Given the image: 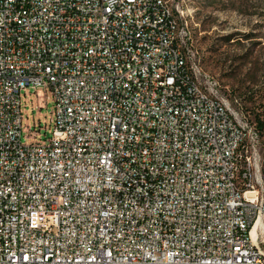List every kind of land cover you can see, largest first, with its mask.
Returning <instances> with one entry per match:
<instances>
[{"label":"built area","instance_id":"built-area-1","mask_svg":"<svg viewBox=\"0 0 264 264\" xmlns=\"http://www.w3.org/2000/svg\"><path fill=\"white\" fill-rule=\"evenodd\" d=\"M195 11L0 0V264H264L262 134L203 68ZM28 87L56 102L32 143Z\"/></svg>","mask_w":264,"mask_h":264},{"label":"rangeland","instance_id":"rangeland-1","mask_svg":"<svg viewBox=\"0 0 264 264\" xmlns=\"http://www.w3.org/2000/svg\"><path fill=\"white\" fill-rule=\"evenodd\" d=\"M188 1L196 8L190 28L203 68L220 79L233 106L237 96L251 120L264 121V0ZM55 105L51 89H23L24 143L51 136Z\"/></svg>","mask_w":264,"mask_h":264},{"label":"trees","instance_id":"trees-1","mask_svg":"<svg viewBox=\"0 0 264 264\" xmlns=\"http://www.w3.org/2000/svg\"><path fill=\"white\" fill-rule=\"evenodd\" d=\"M251 119V118H250ZM253 122L256 123L257 127L259 128L261 134H262V130L264 129V121L261 120L260 118H257V120H252ZM262 129V130H261Z\"/></svg>","mask_w":264,"mask_h":264}]
</instances>
